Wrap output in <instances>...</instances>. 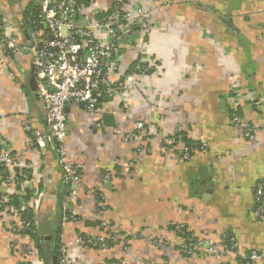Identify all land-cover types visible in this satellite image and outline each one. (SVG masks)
I'll return each instance as SVG.
<instances>
[{"label": "crops", "instance_id": "crops-1", "mask_svg": "<svg viewBox=\"0 0 264 264\" xmlns=\"http://www.w3.org/2000/svg\"><path fill=\"white\" fill-rule=\"evenodd\" d=\"M129 1L150 6L154 27L121 38L118 67L124 76L142 56L154 67L128 97L111 99L109 111L115 125L128 132L145 122L143 141L123 142L111 127L94 130L82 108H67L65 148L84 171L80 199L70 204L74 219L62 224L67 195L55 158H40L36 149L23 146L27 120L45 129L24 50L31 36L24 31L22 15L32 5L29 0L21 6L0 0L14 15L12 33L22 47L0 52V138L23 172L31 169L25 195L37 194L34 224L40 238H49L43 240L38 261L32 262L19 254L26 240L11 233L14 217L0 212V264H53L57 231L70 264H241L232 255H183L174 234L177 224L184 225L190 240L212 239L218 245L233 241L237 255L255 251L260 258L251 264H264V221L255 214L254 199L255 186L264 182V0ZM234 113L256 128L253 142L230 124ZM178 127L193 140L205 141L207 149L188 161L175 149L164 152L162 141ZM140 144H147L148 152L138 153ZM106 171L113 176L100 189V204L101 218L110 227L102 230L92 218L96 199L91 192ZM9 192L0 181V193ZM101 235L110 240L105 250L75 243L79 236ZM148 236L162 238L163 246Z\"/></svg>", "mask_w": 264, "mask_h": 264}, {"label": "built area", "instance_id": "built-area-1", "mask_svg": "<svg viewBox=\"0 0 264 264\" xmlns=\"http://www.w3.org/2000/svg\"><path fill=\"white\" fill-rule=\"evenodd\" d=\"M21 6L22 0H12ZM34 7L24 24V31L31 36V44L26 50L30 57L32 74L36 82V97L43 107L45 129L34 128L30 121L22 126L24 134L23 146L25 149H36L39 157L54 156L55 163L61 173V185L67 195V204L63 208L62 224L74 219L75 214L70 204L79 201L82 189L84 165L69 157L65 148L67 137V113L70 105H83V110L89 116L90 126L94 130L104 128L103 118L113 116L110 109V100L124 96L128 97L140 78L147 77L154 67L146 56L132 65L131 69L122 76L116 52L119 42L124 35L134 31L152 32V9L142 1L129 0H29ZM12 13L0 6V52L14 53L21 51L17 44V36L12 33ZM11 31V33H10ZM240 100L236 99V105ZM118 108V106H116ZM230 124L238 127L248 142H253L257 136L256 128L247 120L234 113L230 117ZM146 127L145 122H137L135 130L128 132L115 125L112 133L123 142L141 139ZM183 139H188L187 144ZM146 142V141H145ZM164 152L177 150L183 161H188L197 153L207 149L205 141L192 139L178 127L175 134L162 141ZM137 152H148L147 144H140ZM20 160L12 155L6 141L0 138V181L10 189L9 193H0V212L9 213L14 217L10 231L23 240L25 246L20 248L19 254L37 262L39 253L33 238L36 235L34 224L33 201L37 194L30 197L25 195L32 173L23 172ZM112 172L106 171L101 177V185L93 189L91 194H98L99 199L104 196L100 189L110 182ZM17 199L18 207L12 211L8 203L12 198ZM254 199L256 202L255 214L264 221V182L255 186ZM96 203L93 221L98 228L109 230L110 223L101 218L104 206ZM31 214V217L28 216ZM185 229L184 225H174V234L178 237L179 247L183 255L190 256L203 253L207 256L232 255L241 261V264H251L258 260L260 255L251 251L242 256L237 255L233 241L228 245H218L212 239L189 240L180 238ZM116 236V233H113ZM112 236V237H113ZM138 236V235H136ZM61 234L55 241L57 253L56 264H70L71 259L62 242ZM46 237H42L45 240ZM109 238V237H107ZM106 237L97 238L77 237V246H90L105 250L108 248ZM136 237L133 236V239ZM155 245L163 246L164 240L158 237H146ZM126 247V246H125ZM126 249V248H125ZM120 264V263H118Z\"/></svg>", "mask_w": 264, "mask_h": 264}, {"label": "trees", "instance_id": "trees-1", "mask_svg": "<svg viewBox=\"0 0 264 264\" xmlns=\"http://www.w3.org/2000/svg\"><path fill=\"white\" fill-rule=\"evenodd\" d=\"M34 11V7H30V8H27L24 12H23V21H25L27 19V17L29 16L30 12H33ZM187 144H189V140L188 139H183ZM95 199H96V203L99 202V196L98 194L95 195ZM8 206L10 207V209L12 211H15L18 207V203H17V199L15 197L12 198V201L10 203H8ZM29 217H31V214L29 215ZM95 225V224H94ZM96 226H98V224H96ZM60 234L59 231L56 232V238L58 237V235ZM79 237H84V236H79ZM34 240H35V243H36V248L39 252V254H42L41 252V246H42V243H43V239L40 238V236L38 235V232L36 231V235L33 236ZM181 239L185 240V241H189V236H188V233L186 231V229L183 230V234L180 236ZM56 241V239H55ZM106 243H110V240H106ZM55 245V244H54ZM55 250H54V253L56 254L57 253V249H56V246H54Z\"/></svg>", "mask_w": 264, "mask_h": 264}, {"label": "water", "instance_id": "water-1", "mask_svg": "<svg viewBox=\"0 0 264 264\" xmlns=\"http://www.w3.org/2000/svg\"><path fill=\"white\" fill-rule=\"evenodd\" d=\"M30 88L32 91H36V82H35V79H34V76H32L30 78ZM79 107L80 108H83V105L82 104H79ZM103 124L105 127H113L114 126V119L112 116L108 115V116H105L103 118ZM202 173V170H199V174ZM49 238L46 237L45 240H48ZM53 264H56V260H55V257L53 259Z\"/></svg>", "mask_w": 264, "mask_h": 264}]
</instances>
